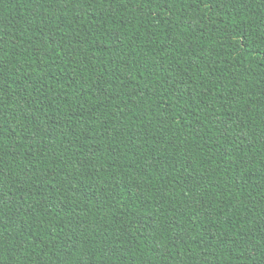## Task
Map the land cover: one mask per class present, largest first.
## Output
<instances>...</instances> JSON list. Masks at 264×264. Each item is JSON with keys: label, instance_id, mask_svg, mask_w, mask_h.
Masks as SVG:
<instances>
[{"label": "trees", "instance_id": "obj_1", "mask_svg": "<svg viewBox=\"0 0 264 264\" xmlns=\"http://www.w3.org/2000/svg\"><path fill=\"white\" fill-rule=\"evenodd\" d=\"M0 264H264V0H0Z\"/></svg>", "mask_w": 264, "mask_h": 264}]
</instances>
